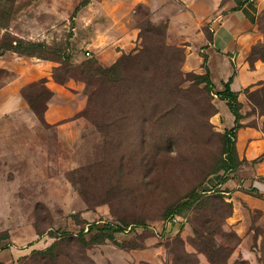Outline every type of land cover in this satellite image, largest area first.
Returning <instances> with one entry per match:
<instances>
[{"label": "rangeland", "instance_id": "1", "mask_svg": "<svg viewBox=\"0 0 264 264\" xmlns=\"http://www.w3.org/2000/svg\"><path fill=\"white\" fill-rule=\"evenodd\" d=\"M104 2L0 0V264H264V207L223 186L240 168L226 102L149 5L135 7L136 49L110 66L88 55ZM263 16L251 60L264 61ZM28 42L36 56L15 51ZM43 61L49 74L4 104ZM48 75L85 83L86 107L65 123L44 119ZM243 92L242 122L263 132L264 80ZM174 214L184 223L168 224Z\"/></svg>", "mask_w": 264, "mask_h": 264}, {"label": "crops", "instance_id": "2", "mask_svg": "<svg viewBox=\"0 0 264 264\" xmlns=\"http://www.w3.org/2000/svg\"><path fill=\"white\" fill-rule=\"evenodd\" d=\"M104 1L105 9L96 14L102 15L103 19L93 16L95 19L92 26L89 24L87 39L90 55L93 53L104 66H110L123 53L137 48L141 26L134 12L135 7L142 3L149 5L155 16L167 18L171 37L189 48L191 60L196 65L203 67L206 59L205 65L216 91L223 90L225 83L233 77L230 87L239 93V101L244 102L243 91L264 80V61L249 60L252 47L263 40L257 18L264 9V0H180L183 3L176 0ZM53 66L46 61L29 63L28 72L4 88L2 102L10 104L17 89L45 77ZM47 77L52 95L44 119L61 124L78 116L87 104L85 83L74 79L59 83L51 76ZM224 101L226 129H230L236 117ZM248 122L243 121L233 136L238 158L243 163L223 186L235 189L233 197H238L239 201H247L253 208L261 209L264 202L245 194L242 189L251 186L264 194V179H261L264 177V160L256 162L264 154V131L249 127Z\"/></svg>", "mask_w": 264, "mask_h": 264}, {"label": "trees", "instance_id": "3", "mask_svg": "<svg viewBox=\"0 0 264 264\" xmlns=\"http://www.w3.org/2000/svg\"><path fill=\"white\" fill-rule=\"evenodd\" d=\"M263 12H264V9L257 18V25H259V20H260L261 14ZM140 36H141V32H140ZM259 43H257V44H259ZM40 45H42V44H39L36 42H28L25 44H21L20 46H18V48L16 47L15 51H17V53L26 54L29 56H36V51H37L38 47H40ZM254 46L252 47L251 53L249 55V60L251 62L254 60H251L250 58L252 57L253 53L256 52L254 49ZM205 62H206V59H205ZM205 62L203 64V66H204V69L206 72H205V74H201L200 77L203 78V81H205L208 86H211V84H213V83H212V80L210 77V71H208V68L206 67ZM232 80H233V77L230 78V80L225 83V88L223 90H218L217 93L219 94V96L222 99L227 100V104H228L230 111L236 117L234 126L230 129H226L224 132L225 136L227 137L226 138L227 139V141H226L227 146L225 148V152L229 154L230 159L233 160V159L237 158L239 160V163H240L239 165L241 166V164L243 163V160H240L238 158L237 150H236L235 144L232 142L231 136L233 137L235 131L238 128H240V126L242 125V119L244 118V115L240 112V108H239V104H240L239 93L232 91V89L230 87ZM51 95H52V92H51ZM175 213H177V212H175ZM52 250H53V246H51L47 251H52Z\"/></svg>", "mask_w": 264, "mask_h": 264}, {"label": "built area", "instance_id": "4", "mask_svg": "<svg viewBox=\"0 0 264 264\" xmlns=\"http://www.w3.org/2000/svg\"><path fill=\"white\" fill-rule=\"evenodd\" d=\"M87 54L90 55V52L87 51ZM185 218L182 217L180 214H174L173 216H171L169 218V220L167 221L168 224H183L184 223Z\"/></svg>", "mask_w": 264, "mask_h": 264}]
</instances>
